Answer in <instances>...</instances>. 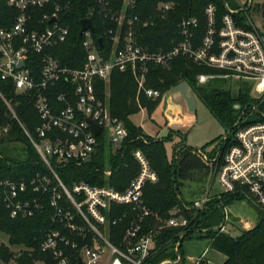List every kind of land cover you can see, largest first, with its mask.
I'll return each instance as SVG.
<instances>
[{"label": "built area", "instance_id": "1", "mask_svg": "<svg viewBox=\"0 0 264 264\" xmlns=\"http://www.w3.org/2000/svg\"><path fill=\"white\" fill-rule=\"evenodd\" d=\"M14 12L2 10V2ZM156 14L165 18L175 7L173 0H156ZM139 0H124L121 8L113 0H94L90 18L96 28L86 29L79 35L85 51L83 64H64L53 49L65 43L71 28L63 23V14L72 7V0H0V79L11 82L19 93H33L40 123L32 135L24 127L40 157L51 170L52 176L38 174L31 181L34 191L50 194L54 227L45 232L41 248L50 252L56 264H149L158 234L167 228H179L174 250L180 258L182 240L188 236L190 220L184 214L173 213L159 226L142 233L144 222L151 212L143 194L147 182L155 183L158 174L146 154L134 151L139 172L129 186L117 190L111 186L92 185L82 181L69 188L55 170L60 165H82L91 160L99 145V138H106L114 147H121L129 131L109 107L110 81L114 71L133 72L138 89L152 99L162 98L159 89L146 85L152 64L170 68L177 57L183 56L199 65L219 73H203L198 83L205 84L214 78L247 80L253 83L257 97L264 96V34L258 30L249 15L244 22L235 14L239 12L226 3L228 12L218 20V8L211 3L205 7L206 27L198 39L200 26L196 16H184L179 22L181 39L169 50L152 51L141 44L140 31L154 26L157 17L131 15ZM246 8L248 13L251 0ZM41 11V12H40ZM40 12V13H39ZM108 19L104 36L99 35L92 16ZM103 38V43L99 38ZM39 58L40 77L28 66ZM106 86V97L97 92V81ZM71 85V90L59 93L57 99L63 108H57L45 90L59 82ZM0 96L8 109L18 119L12 101L0 89ZM258 112L252 107V113ZM264 118V114H262ZM245 121L235 125L217 147L222 162L216 177L223 194H243L264 209V119ZM93 121L102 128L96 134ZM107 130V131H106ZM5 201L12 217L33 216L42 207L40 199L21 200L19 195L28 189L26 181L4 179ZM209 196L194 202V208H204ZM116 205H130L136 212L125 229L121 243L110 238V227L122 217H113ZM225 220L229 210L224 207ZM226 231L225 227L220 228ZM230 233V232H229ZM232 233V232H231ZM165 259L159 264H172ZM198 261L196 264H200ZM46 264V263H43Z\"/></svg>", "mask_w": 264, "mask_h": 264}, {"label": "trees", "instance_id": "2", "mask_svg": "<svg viewBox=\"0 0 264 264\" xmlns=\"http://www.w3.org/2000/svg\"><path fill=\"white\" fill-rule=\"evenodd\" d=\"M173 1H175V7L165 18L156 14V0H139L137 7L129 12L131 15L142 17L153 14L157 17L154 26L143 28L140 31L141 44L149 47L152 51L169 50L181 39L178 25L184 16L199 18L200 26L196 30L199 39L205 33L206 18L204 10L207 5L213 3L217 6L219 21L228 12L226 7V3H229L228 0ZM123 2L124 0H113L115 7L118 8L122 7ZM2 3L3 11L14 12L15 15L17 11H13L5 5L4 1ZM93 6L94 0H72L71 9L63 14V23L71 28V35L65 43L52 51L64 64L74 67L83 64L85 51L81 43L82 37L79 35V30L82 19L89 15ZM245 13L243 10H239L235 16L244 22L246 19ZM2 18L3 15L0 14V19ZM92 19L99 35L104 36L106 40L105 30L108 26H113V23L99 15L92 16ZM38 58L35 55L33 57L35 61H29L28 66L33 74H36L39 78ZM203 73L219 72L180 56L174 59L170 68L152 64L147 75L146 85L159 89L163 95L181 81H187L194 90L195 95L207 105L214 116L223 123H227L232 132L235 129L233 124L235 122L234 112L236 111L233 102L236 100L232 97L230 91L223 90L221 85L212 84L211 82L199 84L198 76ZM223 80V78H214L213 81L217 83ZM0 89L12 101L18 116V119L13 116L0 96V143H18L24 147V150H22L23 159L20 161L0 156V230L9 235L10 245L23 247L19 255H16L8 246L0 245V264H8L13 258L16 264H56L52 254L43 251L41 248L45 232L54 227L51 218L53 208L50 205V194L42 195L41 192L34 191V186L31 184V181L37 178L38 174L52 176V173L24 129L26 127L34 135L35 128L41 121L32 95L37 92V89L29 93H19L16 92L11 82L1 79ZM71 89V85H66L61 81L49 86L45 92L59 109L63 108V104L57 99L59 93ZM97 92L105 99L106 86L101 80L97 81ZM248 97V93L245 92L240 95L241 99L239 100L245 98L243 100L247 102ZM160 101L161 98H149L143 90L139 92L138 83L133 72L114 71L110 81L109 107L113 116L124 121L129 136L116 151L113 150L112 144L100 137L97 150L90 161L82 165L73 163L60 165L54 162L55 170L69 188H72L75 183L85 181L92 185L111 186L123 191L139 172V163L133 154L135 150L139 149L146 154L152 168L159 177L157 182H147L144 187L143 198L151 214L144 222L142 233L159 226L172 215L174 209L180 208V213L190 220V230L196 228L207 229V234L212 240V247L227 256L224 264H264V209L257 205L256 226L249 230H242L238 235L217 229L216 225L220 223L221 209L231 200L241 199L244 195L223 194L221 198L209 201L204 208L193 207L191 210L188 209V205L191 203L183 197L180 176L183 168L188 170L191 167V162L195 159V157L193 158L195 150L188 147L183 141L181 152L179 154L175 153L173 159L170 160L165 142L171 139V136L160 139L153 138L147 135L141 126H137L131 121L130 116L140 112L143 108L151 115ZM249 104L250 106L245 112L249 111V108L253 105V103ZM256 114L260 117L247 122L264 119L262 116L264 114V100L258 104ZM180 134L184 137V134ZM177 155H179V158H176ZM108 170L111 171L110 174L106 173ZM4 179H11L15 182L26 181L28 189L26 192L21 193L19 198L24 201H33L35 198L40 199L42 207L33 216L12 217L5 201V190L2 185ZM115 208L113 217H122L125 214L116 225L110 227L111 240L116 244H120L125 229L136 212L130 205H116ZM179 231V228H167L158 234L157 248L152 254L149 264H159L167 258L172 260L177 258V253L172 247L178 239ZM179 254L181 259L175 264H190L182 247ZM201 263L206 264L207 262L201 261Z\"/></svg>", "mask_w": 264, "mask_h": 264}, {"label": "rangeland", "instance_id": "3", "mask_svg": "<svg viewBox=\"0 0 264 264\" xmlns=\"http://www.w3.org/2000/svg\"><path fill=\"white\" fill-rule=\"evenodd\" d=\"M228 1L229 5L233 9L237 10L246 8L249 5L248 0ZM251 5L252 6L248 11V15L252 19V22H255L260 26V24L264 23V0H251ZM261 29L264 34V26H262ZM258 30L260 29L258 28ZM213 80L214 79H211L207 83L211 82L212 84L221 85L222 89L225 91H230L232 97L236 100L233 102L234 108H236V111L234 112L235 122L233 125L245 121L246 118H249L251 120L260 117L258 114L254 115L252 113V107L255 106L258 109V104L264 100V96L257 97L253 83L247 80H236L232 78H227L217 83ZM245 92L248 93L249 96L247 98V102L253 103L252 107L249 108V111H246L247 113L245 112V108L249 103L247 104V102L243 100L245 98H243L241 101L239 100L241 99L240 95ZM173 97L174 94L172 90H168L164 93V98L167 99L166 109L168 108L170 103L176 102ZM180 101L183 105L185 104L182 99H180ZM197 101V110L194 112H190L196 117L195 126L189 132H185L184 137L179 135L176 139H169L165 143L170 160L173 159L175 153L179 154L181 152L183 141L188 146H193L197 149L202 150L206 155V157H203L198 153H194L193 158L195 157V159L193 162H191V167L188 170H185L183 168L182 175L180 176V186L181 190H183V197L187 199H190L191 197L194 198L191 201V204L197 200H201L206 196H216L215 194L218 193L213 192L222 190L218 183L217 177L215 178L214 174L217 167L222 162L223 152L219 154L217 161H215V158L217 157L218 145L220 144L222 138L231 130L230 126L227 123H223L211 113L210 109L200 98H198ZM130 119L135 125L143 126L146 131L153 133L155 122L146 109H142L140 112L131 115ZM112 148H114V151H116L117 149V147ZM22 150H24L22 144L0 143V156L3 158L8 157L15 161H20L23 159ZM176 158H179V155H177ZM212 180H214V182H212ZM211 183L212 194H207L206 190H209ZM212 200H214V198ZM256 206L257 204L247 196H244L243 198L238 200H231L230 202H228L224 207H227L230 211V222H232L233 225L236 226L235 228H233L231 224L226 222V227L228 228V230L235 229L234 233L235 235H238L241 230L244 229H242V226H244L245 224L244 221H249L253 218L257 220ZM220 215V225H223L225 223V212L222 209ZM205 230L207 232V229ZM196 233L197 232H192L191 235L183 241V251L185 250L186 255L192 253L189 249L191 242L202 240L208 241L207 238L197 239L195 238V236L192 237V235H195ZM207 236L209 237L208 234ZM2 244L8 246L16 255H19V253L23 249L22 246L10 245L9 235L0 230V245ZM8 264H16L15 259L13 258V260H11Z\"/></svg>", "mask_w": 264, "mask_h": 264}, {"label": "crops", "instance_id": "4", "mask_svg": "<svg viewBox=\"0 0 264 264\" xmlns=\"http://www.w3.org/2000/svg\"><path fill=\"white\" fill-rule=\"evenodd\" d=\"M248 2H249V0H248ZM247 15H248V13H245V16H247ZM253 23L255 24V26H257L260 29V32H262V34H263V31H262L261 27L264 26L263 25L264 23L260 24V26L258 24H256L255 22H253ZM173 94H174L173 99L176 100L175 103L174 102L170 103L168 108L166 109V107H167L166 106L167 99L164 98V94H163L159 105L157 106V108L151 114V118L155 122V124H154L155 126L153 128V133H150V132L146 131L144 129V127L141 126L143 128V131L147 135H149V136H151L153 138H156V139H160V138H162L161 135L164 134L166 130H168L165 133V136L163 138H165L167 136H171V139H176L179 135H181L180 133L185 134V132H189L195 126L196 117H195V115L190 113V112H194V111H190L189 110L185 99L183 98V96L179 92H176V93L173 92ZM196 98L198 100L197 96H196ZM180 99H182L185 102L184 105L181 103ZM104 139L107 142H109L106 138H104ZM188 147H192L195 150L194 151L195 153H198V154L202 155L203 157H206V155L203 153L202 150L197 149V148H195L193 146H188ZM106 173L110 174L111 171L108 170V171H106ZM214 177L216 178V172L214 174ZM214 177H213V179H214ZM212 182H214V180H212ZM211 189H212V183L210 184L209 190H206V193L207 194H209V193L212 194V190ZM216 192L218 193V194H215L216 196H213V197L209 196L211 198V200L213 198L215 199V197L216 198H220L221 191H215L213 193H216ZM182 193H183V190H182ZM193 199L194 198H192V197L190 199L185 198V200L187 202H189V203H191V201ZM193 204L194 203L189 204L188 205V209L191 210L193 208V206H192ZM222 210L225 212L224 208ZM180 212H181V209L180 208H176V209L173 210L172 214L173 213L182 214ZM226 222L231 224L233 228L236 227V226L233 225L232 222H230V211H229V219L227 221L225 220V223L223 225H220V223H219V225H216V228L220 229L221 227H225V230H227L228 233L232 232V234L235 235V233H234L235 229L228 230V228L226 227ZM244 223L245 224H244V226H242V229L244 228L245 230H249V229H252V228H254L256 226L257 220L253 218L252 220L250 219L249 221L248 220L244 221ZM192 232H197L195 235H192V237L195 236V238H197V239L198 238L199 239L207 238L208 241L202 240V241L191 242V245H190L189 249L191 250L192 253H190L188 255H186V253H185V255L187 257V260H188V262L190 264H196V262H198V261H200V262L201 261H205V262H207L206 264H224L225 263V261L227 259V256L224 253H222L219 250H217L214 247H212V240H211V238H209L207 236V232H206L205 229H198V228L191 229L189 234H188V236H186V238L189 237ZM222 232H226V231H222ZM186 238H184V239H186ZM183 241H182V244H181L180 248L181 247L183 248ZM170 244H172V243H170ZM156 248H157V242H156V245L153 248V253L156 250ZM172 249L174 250V246L172 247ZM184 252H185V250H184ZM167 259H170V258H167ZM180 259H181V255H180V258L177 256V258L173 261V263L174 264L178 263L180 261ZM200 264H204V263H200Z\"/></svg>", "mask_w": 264, "mask_h": 264}, {"label": "water", "instance_id": "5", "mask_svg": "<svg viewBox=\"0 0 264 264\" xmlns=\"http://www.w3.org/2000/svg\"><path fill=\"white\" fill-rule=\"evenodd\" d=\"M251 6H249L247 8V10L250 9ZM81 31L80 34H82L86 29L91 28L94 32H96V28L92 22V20L90 18H84L81 21ZM99 42L103 43V38L100 37L99 38ZM172 92L176 93L179 92L183 98L185 99L187 106L189 108L190 111H196L198 108V101L196 98V95L194 93V90L190 87L189 83L185 80L181 81L180 83H178L177 85H175L174 87H172ZM250 106V104H248L245 108V110ZM92 127L94 128L96 134H100L102 128L100 126H98L97 124H95L93 121H90ZM168 130L165 131V133ZM165 133L161 135V137L163 138L165 136Z\"/></svg>", "mask_w": 264, "mask_h": 264}]
</instances>
